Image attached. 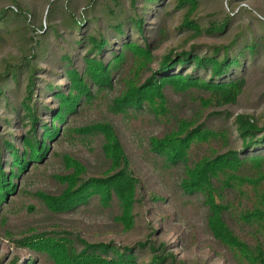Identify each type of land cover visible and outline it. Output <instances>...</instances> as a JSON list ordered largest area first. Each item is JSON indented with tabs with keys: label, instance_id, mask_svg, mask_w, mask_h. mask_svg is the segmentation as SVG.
<instances>
[{
	"label": "trees",
	"instance_id": "1",
	"mask_svg": "<svg viewBox=\"0 0 264 264\" xmlns=\"http://www.w3.org/2000/svg\"><path fill=\"white\" fill-rule=\"evenodd\" d=\"M96 1L63 26L52 23L70 0L48 2L46 28H34V6L15 0L0 9V47L48 31L31 41L37 52L0 73V221L12 197L8 206L42 212L49 224L19 233L26 264H189L173 252L183 237L163 240L188 217L170 212V201L200 219L223 264H264V121L222 110L237 104L249 75L264 77V14L249 12L247 0L208 21L197 16L202 0ZM232 31L228 42L188 46ZM181 35L188 50L154 54ZM58 69L64 84L38 83ZM96 104L101 118L81 126ZM61 139L96 141L83 152L51 150ZM79 212L109 223L59 221ZM200 233L192 227L190 241ZM108 236L123 242L99 240Z\"/></svg>",
	"mask_w": 264,
	"mask_h": 264
},
{
	"label": "rangeland",
	"instance_id": "2",
	"mask_svg": "<svg viewBox=\"0 0 264 264\" xmlns=\"http://www.w3.org/2000/svg\"><path fill=\"white\" fill-rule=\"evenodd\" d=\"M15 0H0V9L6 8L9 6L14 5ZM19 3L27 5V6H34V9L36 8V24L34 28H39L40 23L43 27L48 26V22L45 20L46 16V10L48 9V2L54 1V0H17ZM113 2L112 0H109ZM170 0H166V4L169 3ZM229 0H202V4L200 6L199 12L197 13V16L202 17L206 19L207 21L210 19H215L216 17H220V15L223 14V11L227 13H231V10L234 8H237L238 5H241V0H235L232 5H229ZM64 4H66V0H63ZM96 0H70L69 2V11L68 9L64 8L63 11L56 14L54 23H52V26L58 25L63 26L65 22H67L70 14L72 13L73 16L75 15V19L78 20L79 16H81L84 12V8L88 5L96 4ZM246 4L249 6V12H252L254 15L262 16L264 14V0H247ZM246 6L245 4H243ZM242 6V5H241ZM71 12V13H70ZM178 14V13H176ZM223 16V15H222ZM86 18V17H85ZM238 23L244 22L242 20V17L239 16ZM176 20H179V15H177ZM149 22H152V20H149ZM177 24V23H176ZM173 26V25H171ZM235 25L234 27H236ZM61 34L63 36L66 34V31H64L62 28ZM36 33L33 34L32 40L33 44L36 41V39H41L39 35V32L42 34H45L46 30L37 29L35 31ZM32 34V33H31ZM234 35V32H230L225 38H213V37H202V38H193L190 40V43L188 46L192 45H218L221 43L228 42L230 38ZM185 36L181 35L177 37L176 39H172L171 41H168L166 44L162 45L157 51L154 52L157 56H162L168 53L170 50L175 49L176 51L188 50V47L185 46L182 48L181 46L186 43L187 40H183ZM31 41L27 39V41H19V40H13L11 43H9L6 46L0 47V73L4 71L6 66L8 64H15L18 62L19 59L23 57V55L26 52H37V49L31 45ZM26 46V48H25ZM48 46V44H47ZM49 55V51L45 52ZM48 58V57H46ZM47 61L39 60L37 61V66L46 71H50V67H48ZM60 73L61 75L54 79L56 74ZM61 72L60 69L55 70L53 74H48L47 72H42L38 74V83L40 85L42 80L46 79L47 81H52L54 85H62L65 82L64 74ZM41 78V79H40ZM43 95V93H40ZM45 101V103H50L52 106L56 105L53 102L52 98L46 97L42 99ZM103 110L102 108L98 107L96 104L92 108H88L85 110L80 118L77 119V121L80 123L81 126L83 125H90L93 121L99 120L100 112ZM222 110H227L228 112L232 114H250L254 115L260 122L264 121V77L260 74H251L248 76V82L247 86L239 98L237 104L235 105H227L222 108ZM3 111L0 110V117L2 118ZM46 119V117H44ZM262 124V123H261ZM0 129L1 133H4V127L0 123ZM16 132L24 133V130H20L15 128ZM64 137L61 135V138ZM63 139V138H62ZM60 142L54 141L50 148L51 150H55L56 148L63 149L67 148L69 150L73 149L77 152H83L85 151L83 148L87 149V147L84 146H92V144L96 141L92 139L91 145H85L80 144V142H73V141H66L62 143V140ZM132 139H129V142H131ZM87 143V142H82ZM133 144V143H132ZM62 148H60V146ZM20 147L19 145H17ZM83 147V148H82ZM50 150V151H51ZM32 166L30 167V169ZM157 183L159 184L160 188L168 193V187L164 183H160V181L156 178ZM163 182V181H162ZM21 184V183H20ZM13 198L9 197L8 205H12ZM7 206V211L3 216H7V223L2 224L0 221V262L2 264H5L12 260L15 256H20L24 258L25 260L21 262V264H26L28 262V256L26 255L25 251L21 249H17V243L15 240L19 239V233L24 232L26 230H30L33 228H46L49 224H47L46 216L39 211H32L30 213H27L25 211L19 212L17 210V207L11 208L10 206ZM10 207V208H8ZM169 210L172 213H175L177 211H181L183 214L184 211H188L187 216L188 217H182L180 215V224H178L177 231L174 233H169L166 236L163 237V240L167 241L168 243L174 242L179 237H183L186 240V245L184 248H175L173 249V252L180 256L182 259H185L189 261V264H223V260L217 259L213 253L210 251V247L208 246L209 241L207 240L208 237L205 236L202 233V225L200 224V219L197 216L192 215V211L189 212V209H185L182 206V209L180 210L177 205L173 201H170L169 203ZM184 215V214H183ZM60 222L70 221L71 223H80L83 222L86 225H104L105 223H109L108 219L104 217L103 215L96 214V213H86V212H79L78 214L74 215H65L62 219H59ZM194 227L197 230H199L200 237L197 240V243L194 244L192 241H190V231L191 228ZM10 230V231H9ZM11 234V235H10ZM111 239L117 240L119 242H123V239H118L116 237H102L99 238L100 241L109 242ZM127 242V241H125Z\"/></svg>",
	"mask_w": 264,
	"mask_h": 264
}]
</instances>
